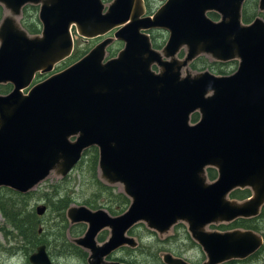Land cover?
Here are the masks:
<instances>
[{
	"label": "water",
	"instance_id": "95a60500",
	"mask_svg": "<svg viewBox=\"0 0 264 264\" xmlns=\"http://www.w3.org/2000/svg\"><path fill=\"white\" fill-rule=\"evenodd\" d=\"M246 1L167 0L146 16L144 0L108 6L103 0H0V85L13 87L0 94V188L26 194L52 172L66 177L96 147L99 178L120 185L130 207L115 217L103 209L69 208L71 223L87 225L74 243L90 253L89 264H124L105 259L138 246L128 233L140 223L161 238L186 224L206 255L202 264L245 260L259 251L264 239L254 230L208 229L258 217L264 206V19L244 24ZM28 4L40 5L41 35H30L19 21ZM73 28L87 39L117 31L31 86L37 74L49 75L71 57ZM150 30L168 32L161 51ZM115 40L124 47L106 61ZM204 55L238 60V69L228 76L191 71ZM209 168L217 171L214 181ZM238 189L252 196L231 199ZM36 211L44 215L46 206ZM107 229L109 239L99 244ZM29 260L52 264L45 245ZM162 260L191 264L171 253Z\"/></svg>",
	"mask_w": 264,
	"mask_h": 264
},
{
	"label": "trees",
	"instance_id": "16d2710c",
	"mask_svg": "<svg viewBox=\"0 0 264 264\" xmlns=\"http://www.w3.org/2000/svg\"><path fill=\"white\" fill-rule=\"evenodd\" d=\"M105 2L110 0H104ZM151 2L146 0V7L148 13H151L153 8L151 7ZM259 0H247L242 9V21L244 24H250L256 17L264 18V13L259 12L258 10ZM30 10H35V15H29ZM38 8L27 6L23 9V15L21 18V25L23 28L32 36H37L41 34V25L39 20L36 16ZM5 11L4 8L0 5V23L4 18ZM210 17L212 19L218 20V15L215 13H211ZM158 38L152 36V41L154 48L160 49L162 43L159 44L157 42ZM160 40V39H159ZM80 51L75 50L73 55L69 58L72 60H78ZM184 54V53H183ZM115 55V54H113ZM204 56L197 58L192 64L191 67L194 71H204L206 69L211 70L212 72L219 74V75H229L233 73L234 69L237 66V61H230V62H215V61H204ZM81 59V58H80ZM198 62H202V64H198ZM208 62V63H207ZM12 90V86L10 84L7 85H0V94L6 95ZM192 122L196 123L199 120V114L195 113L191 117ZM98 162H99V153L96 147H92L86 150L83 153V156L80 162L77 164L75 169L78 167L83 172L85 171L88 174V182L87 185H90L91 188L95 190L94 195L96 197L93 200L87 202V205L91 207H97L98 199L100 196H106L109 200L106 201V205L111 213H117L122 207L130 205V199L124 193H117L113 186L107 185L99 178V170H98ZM74 169V170H75ZM208 178L210 181H214L217 178V171L213 168H209L207 170ZM70 174L60 181L59 184L52 186V194H46V200H48V212L49 209L55 214V218H57L60 223L58 224L59 230L56 231L54 227H51L52 232V240H49V235H45L44 231L40 232L39 226H37V222H42V218L39 219L36 217V211L31 208V200L34 192L32 190L26 194H21L16 191H13L9 188H0V213L5 219V224H10L15 230L18 231V234L21 238L19 241L23 243V251L26 256L33 253L39 245H46L49 249V253L52 257H55L56 250L58 254L63 253L66 248L67 251L71 252L73 255H78L82 258L87 257V254L79 250L76 245L71 243L66 236V230L68 228L67 219H66V211L69 207H71V203L73 198L70 194L65 190L66 186V179H68ZM250 196V190H235L231 193L230 198L236 200H245ZM53 198L55 200H53ZM29 216H31L34 224L29 223V221H25ZM37 220V222H36ZM264 221V206L262 208L261 214L258 217L251 218V219H238L228 226L220 227L227 229H249L254 230L257 233H262L261 231L264 230V226L262 225L261 221ZM181 223L174 226L176 231L179 230L181 227ZM3 233L8 236V232L5 228H1ZM174 230V229H173ZM154 232V231H153ZM264 238V233H262ZM171 239H177L175 236H168L166 239H160L162 241H168ZM188 241L191 245H195L196 243L192 241L190 236H187ZM56 240H60V244H56ZM60 247L61 249L57 248ZM142 246L140 244L136 249L131 250H140ZM54 250V252H52ZM80 252V253H79ZM264 253V244L263 246L252 256L248 257L245 260H233L236 261V264H245L251 261H254L260 254ZM233 261H229L223 264H234ZM128 264H136L135 262H131V260L125 261ZM233 262V263H232Z\"/></svg>",
	"mask_w": 264,
	"mask_h": 264
},
{
	"label": "rangeland",
	"instance_id": "374dc122",
	"mask_svg": "<svg viewBox=\"0 0 264 264\" xmlns=\"http://www.w3.org/2000/svg\"><path fill=\"white\" fill-rule=\"evenodd\" d=\"M113 0L105 2L108 6ZM151 2V7L153 8L152 13H155L167 0H149ZM35 10H30V16L35 15ZM36 16L38 18V11L36 13ZM218 15V19H219ZM217 21V19H215ZM40 23V22H39ZM41 25V24H40ZM152 34L155 38H158L157 42L162 43L161 48L166 44L168 39V33L166 31H153ZM40 35V34H38ZM110 37H113L111 34H109ZM75 38V50L80 51V58H83L88 52H90L103 38H97V39H91L86 40L78 36L76 34L74 36ZM160 39V40H159ZM161 45V44H160ZM124 43L116 41L115 44L112 45L110 50L108 51V58H112L113 54H117L121 49H123ZM160 48V49H161ZM114 55V56H115ZM80 58L78 60H80ZM204 61L211 62V59H208L207 57H204ZM78 60H72L67 59L66 61L58 64L54 71H52L49 75H42L38 76L34 82V84H37L39 82L44 81L49 76L53 74H57L66 68L70 67L74 63H76ZM207 62V63H208ZM198 64H202V62H198ZM191 70L193 72H203V71H194L192 67L190 66ZM238 64L236 68L234 69L233 73L237 70ZM209 70V69H206ZM205 71V70H204ZM211 73L215 75L214 72L209 70ZM232 74V73H231ZM229 74V75H231ZM221 76H228V75H221ZM32 86V85H31ZM13 88V87H12ZM24 93H27V90L24 91ZM75 169V168H74ZM70 173V176L68 179H66V186L65 190L70 194V196L73 198V201L71 203V207H78V206H86L91 210H100L103 209L106 212H108L111 216H119L124 214L130 205L122 207L117 213H111L108 209V206L106 205V201L109 200L106 196H100L98 199L97 207H91L90 205H87V202L90 200H93L97 194L95 193V190L91 188L90 185H87L88 182V174L85 171H81L80 168H76L75 170ZM62 181V178L60 176H57L54 172L50 174V176L41 182L39 185H37L32 192H34L31 200V208L36 211L37 207L39 205H48V200H46V194H52V186H55ZM111 186V185H110ZM115 191L117 193H123V189L120 185L113 186ZM252 196V193L250 191V196L246 198L245 200L249 199ZM53 200H55L53 198ZM238 201H244V200H238ZM37 212V211H36ZM31 219V216L28 217ZM42 219V227L39 229H43L45 235H49V240H52V232L51 227H54L56 231L59 230L58 224L60 221L55 218V214L49 209V212L44 217H41ZM25 221V220H24ZM5 223V219L0 213V226L3 227ZM262 225L264 226V221H261ZM181 227L178 231L174 230L171 231L168 236H175L177 239H171L168 241H162L160 240V237L157 233L150 231L145 224L141 223L135 226L128 235L135 238L140 246V250H131L129 248H125L124 250H121L113 255V258H116L121 261H127L131 260V262H135L136 264H164L162 257L165 253H171L176 257L183 258L187 260L191 264H202L206 260V255L203 252L202 248L196 243L195 245H191V243L188 241L187 236H190V233L188 232V228L186 224L181 223ZM226 227L229 228V225L226 224H215L211 225L208 229L210 231H219V232H226L231 231L235 229H227L220 227ZM9 227H3L7 231L13 232L12 228ZM87 231V227H74V228H67L66 230V236L67 239L72 243L74 239H78ZM264 233V230L261 231ZM262 233H259L262 235ZM6 236V235H4ZM110 231L104 230L98 235V242L100 244L104 243L109 239ZM168 236H165L163 239H166ZM191 238V236H190ZM192 239V238H191ZM192 241H194L192 239ZM18 239H16V234L14 233H8V236L3 239L2 235L0 234V264H31L29 262L28 256L24 254L23 251V243L18 242ZM56 244H60V240H56ZM61 249L60 247H57ZM65 250L63 253L58 254L56 250V255L53 257L55 264H87V257H75L71 252ZM36 251V250H35ZM54 252V250H52ZM87 256L89 253H86ZM254 261H251L249 263L245 264H264V253L260 254ZM234 264H236V261H233ZM232 262V263H233Z\"/></svg>",
	"mask_w": 264,
	"mask_h": 264
},
{
	"label": "flooded vegetation",
	"instance_id": "af4514ba",
	"mask_svg": "<svg viewBox=\"0 0 264 264\" xmlns=\"http://www.w3.org/2000/svg\"><path fill=\"white\" fill-rule=\"evenodd\" d=\"M103 1H104V0H103ZM113 1H114V0H113ZM113 1H112V2H113ZM112 2H111V3H112ZM104 3H105V1H104ZM105 4H106V3H105ZM144 4H145V7H146V0H144ZM27 6H31V7H36V8H38V20H39L40 5H32V4H28V5H26L25 7H27ZM25 7H24V8H25ZM24 8H23V9H24ZM258 10H259V5H258ZM259 12H261V11L259 10ZM261 13H264V12H261ZM153 14H154V13H152V12H151V13H148V10H147V7H146V16H153ZM22 15H23V10H22ZM22 15H21L19 21H21ZM256 18H258V17H256ZM256 18H255V19H256ZM260 18H262V17H260ZM255 19H254V20H255ZM263 19H264V18H263ZM39 22H40V21H39ZM252 22H253V21H252ZM40 24H41V23H40ZM116 31H117V30H113L112 32L109 33V34H111L113 37H110L109 34H107L106 36L98 37V38H100V39L103 38V39H101L100 42H102L103 40H105V39H107V38H114V34H115ZM153 31H162V30H150V31H148V34L150 35V39H151V41H152V36L154 37V35L152 34ZM71 32H72V37H73V40H74V50H73V53H74V51H75V38H74V36H75L76 34H78V32H77L76 28H73ZM41 33H42V25H41ZM167 33H168V32H167ZM40 35H41V34H40ZM168 35H169V34H168ZM78 36H80V35L78 34ZM80 37H81V36H80ZM81 38H83V37H81ZM83 39L91 40V39H87V38H83ZM94 39H97V38H94ZM167 40H168V39H167ZM116 41H118V40H115V41H114V42H113V43L107 48L106 61L111 60V59H113V58H116V57L118 56L119 52L122 50V49H121V50H120L115 56L113 55L112 58H108V51L110 50V48L112 47V45L115 44ZM100 42H99V43H100ZM118 42H122V41H118ZM99 43H98V44H99ZM122 43H123V42H122ZM166 43H167V42H166ZM152 45H153V41H152ZM165 45H166V44H165ZM165 45H164V46H165ZM164 46H163L161 49H157V50H160V51H161V50L164 48ZM153 47H154V45H153ZM155 49H156V48H155ZM73 53H72V55H73ZM88 53H89V52H88ZM88 53H87V54H88ZM183 53H184V54H183ZM87 54H86V55H87ZM72 55H71V56H72ZM178 57H179L180 59H183V58L185 57V51L182 50L181 53L178 55ZM200 57H201V56H200ZM204 57H207L208 59H211L212 62L215 61L214 59L210 58L209 56H205V55H204ZM69 58H70V57H69ZM69 58H68V59H69ZM66 60H67V59H66ZM66 60H65V61H66ZM78 61H79V60H78ZM233 61H237L238 66H239V61H238V60H233ZM63 62H64V61H63ZM193 62H194V61H193ZM193 62H192V63H193ZM215 62H216V61H215ZM229 62H230V61H229ZM192 63H191V64H192ZM191 64H190V66H191ZM153 68H154V70H155L156 72H159V68H158V67L155 66V67H153ZM237 69H238V68H237ZM190 70H191V68H190ZM191 71H192V70H191ZM205 71H209V70H205ZM203 72H204V71H203ZM209 72H210V71H209ZM185 74H186V73H185V70H183V75L185 76ZM38 76H42V75H41V74H37L36 77H35V79H36ZM35 79H34V80H35ZM39 83H40V82H39ZM34 85H35V84H34ZM11 86H12V85H11ZM32 86H33V84H32ZM11 91H12V90H11ZM11 91H10V92H11ZM10 92H9V93H10ZM27 92H28V90H27ZM191 122H192V119H191ZM192 123H193V122H192ZM193 124H194V123H193ZM67 176H68V175H67ZM61 178H64V177H61ZM45 206H46V205H45ZM69 208H71V207H69ZM69 208H68V210H69ZM68 210L66 211V219H67V221H68L67 224H68V227H69V228H74V227H78V226H82V227H85V226H86V227H87V225H86L85 223H74V224L71 223V221H70V219L68 218V215H67V214H68ZM47 212H48V208H47V206H46V212H45V214H44V215H39V214H37V212H36V217H37L38 219H39V217H44V216L47 214ZM25 221H26V222L29 221V223L34 224L32 218H31V219L27 218V219H25ZM25 221H24V222H25ZM26 222H25V223H26ZM36 222H37V220H36ZM140 224H141V223H140ZM137 225H138V224H137ZM137 225H136V226H137ZM6 226L9 227V226H11V225H10V224H7V225H6V224L4 223L3 227H6ZM37 226H39V228H41V227H42V223H41V222L39 223V221H38V222H37ZM1 228H2V226H0V234L2 235V237H3V239H4L6 236H4L5 234L3 233V230H2ZM10 228H12L13 232H11V231H9V230H8L7 232H8L9 234H10V233H14V234H16V239H18V242H19V238H21V237L19 236L18 231L15 230L12 226H11ZM133 228H134V227H133ZM133 228H132V229H133ZM132 229H131V230H132ZM131 230H130V231H131ZM42 231H43V229H40V232H42ZM103 231H104V230H103ZM130 231H129V232H130ZM150 231H152V230H150ZM152 232H153V231H152ZM100 233H101V232H100ZM155 233H156V232H155ZM84 235H85V234H84ZM99 235H100V234H99ZM158 236H159V235H158ZM166 236H168V235H166ZM82 237H83V236H82ZM159 237H160V236H159ZM80 238H81V237H80ZM163 238H164V237H163ZM163 238L160 237V239H163ZM74 240H75V239H74ZM74 240H73L72 243H73L74 245H76V244L74 243ZM97 241H98V238H97ZM18 242H17V243H18ZM98 243H99V242H98ZM99 244H100V243H99ZM42 245H44V244H42ZM138 245H139V242H138ZM39 246H41V245H39ZM39 246H38V247H39ZM45 246H46V245H45ZM38 247H37V248H38ZM76 247H78L79 250H81V251L84 252V253H89L87 250H85V249H83V248H81V247H79V246H77V245H76ZM137 247H138V246H137ZM137 247H136V248H137ZM37 248H36V251H37ZM125 248L136 249V248H131V247H128V246L122 247V248H120L119 250L113 252V253H112L109 257H107L105 260H107V261H109V262H121V263H124V264H128V263H126L125 261H121V260H118V259H116V258H113V255H114L115 253H117V252H119V251H121V250H124ZM46 249H47V252H48V254H49L50 258H51L52 264H55L54 259H53L52 255L49 253V249L47 248V246H46ZM36 251H34L33 253H35ZM33 253H31V254L28 255V259L30 258V256H31ZM79 253H80V252H79ZM55 255H56V254H55ZM74 256H75V257H80L79 254H78V255H74ZM89 256H90V253H89L88 256H87V264H89V261H88ZM29 262H30V260H29Z\"/></svg>",
	"mask_w": 264,
	"mask_h": 264
},
{
	"label": "bare ground",
	"instance_id": "6f19581e",
	"mask_svg": "<svg viewBox=\"0 0 264 264\" xmlns=\"http://www.w3.org/2000/svg\"><path fill=\"white\" fill-rule=\"evenodd\" d=\"M262 236V235H261ZM263 237V236H262ZM264 239V238H263Z\"/></svg>",
	"mask_w": 264,
	"mask_h": 264
}]
</instances>
